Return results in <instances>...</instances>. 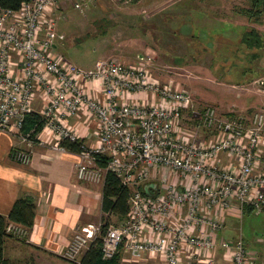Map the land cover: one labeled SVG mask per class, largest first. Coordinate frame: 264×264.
<instances>
[{
    "label": "built area",
    "instance_id": "obj_1",
    "mask_svg": "<svg viewBox=\"0 0 264 264\" xmlns=\"http://www.w3.org/2000/svg\"><path fill=\"white\" fill-rule=\"evenodd\" d=\"M57 2L25 0L16 10L0 6V130L30 146L49 129L58 139L54 148L62 149L63 138L78 140L66 120L80 114L91 118L97 145H83L87 150L78 154L76 178L98 184L110 172L130 192L121 223L109 225L104 234L101 221L87 224L88 233L76 234L64 257L76 261L99 239L105 260L126 252L160 264H253L255 256L242 239L218 233L231 212L264 210V170H257L264 108L250 114L197 108L189 92L161 85L145 66L107 59L84 70L69 63L56 52L64 40L56 30ZM38 93L37 114L45 121L31 136L33 130L25 133L23 123L34 112ZM93 154L108 158L105 168L96 165ZM10 157L20 165L31 160L26 147L14 146ZM151 179L155 187L144 193L141 188ZM6 233L17 240L27 236L13 223Z\"/></svg>",
    "mask_w": 264,
    "mask_h": 264
},
{
    "label": "rangeland",
    "instance_id": "obj_2",
    "mask_svg": "<svg viewBox=\"0 0 264 264\" xmlns=\"http://www.w3.org/2000/svg\"><path fill=\"white\" fill-rule=\"evenodd\" d=\"M76 4L79 9L74 8ZM249 7V0H65L58 24L67 42L66 57L80 68L90 70L106 53L101 45L102 36L115 28L116 32L104 44L113 46L114 37L121 39L127 45L124 49L128 55L129 49L138 46L137 41L152 43L151 33L146 31L143 35L137 25L149 24V17L157 19L164 31L155 33L159 41L156 45L161 44L162 56L165 53L163 60L170 68L155 70L150 64L145 67L157 72L155 76L150 71L161 85L189 92L197 108L213 105L225 112L224 105L222 109L212 102V96L220 95L221 99L227 95L225 101L235 105L245 102L244 94L243 97L264 98L261 93L264 89V12L256 20L247 18L240 11ZM252 29L259 33L260 47L251 48L242 43L243 35ZM177 57L183 58V62L171 61ZM173 64L178 69H173ZM235 91L239 92L237 99ZM235 105L230 111H238ZM263 108L260 105L246 114ZM117 223L111 218L112 225ZM239 227L249 241L254 238L264 241V210L245 215Z\"/></svg>",
    "mask_w": 264,
    "mask_h": 264
},
{
    "label": "crops",
    "instance_id": "obj_3",
    "mask_svg": "<svg viewBox=\"0 0 264 264\" xmlns=\"http://www.w3.org/2000/svg\"><path fill=\"white\" fill-rule=\"evenodd\" d=\"M64 6L65 0H58L54 11L56 30L63 36L64 34L59 31V24L61 22L60 18H62L60 14H62ZM149 18H147V21H150L149 24H141V26L138 24L137 26L143 35L146 31L151 33L152 43L147 44L143 40L137 41L138 46L136 49H129L131 52L128 56L124 49L127 45L122 44L123 40L114 37L113 46L108 43L104 44V40L110 34L116 32L113 28L112 33L108 32L107 35L101 37L103 38L101 45L106 53L103 58L96 60L95 63L99 60L108 59L129 66H147L150 64L153 69L155 67V70L158 67L170 68V64L163 60L165 53L162 56L163 48L161 44L159 43L160 46L156 45L159 41L157 42L158 35L155 33H161L164 28L157 22V19L152 18L150 20ZM161 20H163L162 16ZM66 43L64 36V40L57 42L56 52L62 55L65 60L71 62L67 58L68 56L66 57V54H64L67 49ZM139 48L143 53L140 52ZM144 55L149 56V59L145 58ZM175 60L171 59L173 62ZM74 65L80 67L76 63ZM172 66H174L173 69H178L174 64ZM152 68L149 69L156 76L157 72H154ZM219 93H221V90H219ZM234 93L235 99H237L236 94H239V92L235 91ZM261 93L264 95V89ZM243 96L245 102H242V104L235 105L225 101L227 95L225 98L222 95L221 99L220 95L217 97L212 96V102L218 103L221 108L224 105L225 112L233 109L232 105H235L238 108V113L245 114L246 111H251L252 108H257L260 105L264 106L263 97ZM40 97L41 93H38L33 104L35 113H40L42 110ZM66 123L77 136V139L83 140V145L88 148H94L97 145V138L94 135L96 126L93 119L80 114L79 117L68 118ZM57 142L58 139L54 132L44 129L37 135L35 143L30 146H20L11 134L0 130V215L6 216L15 200L22 195L31 196L36 206L33 225L27 233L25 241L14 238L4 239L3 257L9 264L78 263L86 249L80 252L76 261H69L64 257V254L70 243L76 234L88 233L87 224L99 223L102 220L103 182L91 184L79 181L75 173V167L80 161L78 154L54 148ZM14 146L26 147L30 151L31 160L29 164L20 165L12 161L10 153ZM261 152L258 171L264 170V145L261 146ZM224 163L225 161L222 162V164ZM152 180L141 188L144 193L152 189L150 188L151 185H154ZM248 214L252 213L244 210L242 214L237 212L228 214L225 227L218 233V237L227 240L242 239L245 247L255 256L253 264H264V241L257 238L249 241L242 235L239 227V222ZM216 259L219 262L221 261V250H218ZM119 264H160V260L148 255L137 259L126 252H121Z\"/></svg>",
    "mask_w": 264,
    "mask_h": 264
},
{
    "label": "trees",
    "instance_id": "obj_4",
    "mask_svg": "<svg viewBox=\"0 0 264 264\" xmlns=\"http://www.w3.org/2000/svg\"><path fill=\"white\" fill-rule=\"evenodd\" d=\"M25 0H0V6L7 9L16 10L21 2ZM250 7L242 9L241 14L247 16V18L257 19L264 12V0H249ZM194 39L196 37L193 36ZM242 43L247 47L257 48L261 46V40L259 33L252 29L242 37ZM177 63L183 62V58L177 57L174 61ZM44 119L37 113H29L23 123V131L29 133L31 130V136L40 132L44 125ZM59 147L67 152L73 154H79L83 150H87L83 146V140H70L63 138L59 141ZM95 163L100 168H105L108 158L103 155L93 154ZM129 189L123 186L120 180L112 173L106 172L102 185V198H101V210L103 217L101 222V232L105 233L106 228L111 225V218H115L121 223L128 212V198ZM35 201L31 196L22 195L18 197L13 203L9 213L6 216L0 215V264H9L3 257V243L5 238H14L13 235L6 233V227L9 223H13L24 228L27 233L32 228L33 219L35 215ZM245 211L254 213L249 207L244 208ZM15 239V238H14ZM23 241V240H20ZM100 240L93 242L82 255L78 263L73 264H119L120 253L116 254L109 260L102 258L100 251Z\"/></svg>",
    "mask_w": 264,
    "mask_h": 264
},
{
    "label": "water",
    "instance_id": "obj_5",
    "mask_svg": "<svg viewBox=\"0 0 264 264\" xmlns=\"http://www.w3.org/2000/svg\"><path fill=\"white\" fill-rule=\"evenodd\" d=\"M154 187H155L154 185H151V186H150V188H154ZM145 193H147V192H145Z\"/></svg>",
    "mask_w": 264,
    "mask_h": 264
}]
</instances>
